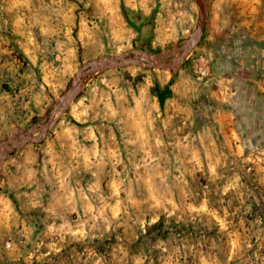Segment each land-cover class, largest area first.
Segmentation results:
<instances>
[{
    "label": "rangeland",
    "instance_id": "374dc122",
    "mask_svg": "<svg viewBox=\"0 0 264 264\" xmlns=\"http://www.w3.org/2000/svg\"><path fill=\"white\" fill-rule=\"evenodd\" d=\"M211 2L179 68L95 71L20 147L32 169L0 186V264H264V34L249 1ZM197 20L195 0H0V144L46 120L84 62L170 51Z\"/></svg>",
    "mask_w": 264,
    "mask_h": 264
},
{
    "label": "water",
    "instance_id": "95a60500",
    "mask_svg": "<svg viewBox=\"0 0 264 264\" xmlns=\"http://www.w3.org/2000/svg\"><path fill=\"white\" fill-rule=\"evenodd\" d=\"M197 5L198 20L196 27L189 37L180 45L164 53H154L143 47H132L116 54H105L82 64L72 80L69 88L59 99L52 104L46 120H40L38 124L28 123L24 128L16 127L15 132L3 139L0 144V167L5 159V148L12 142V146L20 147L28 140L39 142L55 125L69 103L76 97L78 88L83 79L88 78L95 71H104L114 66H121L131 62L144 63L147 67L160 66L168 68V59L173 61L174 70L179 68L187 54L198 44L207 23V12L203 0H195ZM40 134L36 135V131Z\"/></svg>",
    "mask_w": 264,
    "mask_h": 264
},
{
    "label": "crops",
    "instance_id": "0c3cea01",
    "mask_svg": "<svg viewBox=\"0 0 264 264\" xmlns=\"http://www.w3.org/2000/svg\"><path fill=\"white\" fill-rule=\"evenodd\" d=\"M233 1L234 0H231V2ZM243 1L244 2L249 1L250 3V4L248 3L247 5H244L245 9L243 10L244 11L243 13H245V15H244L243 21L244 22L254 21L256 26H259L262 29L260 30L262 34H264V0H262V2H260L259 4L257 3L251 4L252 0H243ZM211 3L216 4L218 9L223 10V11L232 9L231 7H228L229 5L227 4V0H212ZM216 13L220 15L219 12H216ZM212 36L215 37L213 33H212ZM261 62H262L261 59L258 58L254 63L260 66ZM22 150L23 149H20L17 152H15L12 156L8 157L3 163V168L1 171V175H0V186L6 182L9 183V185L12 186L13 188L14 186L16 187V183L18 185H22L23 182L26 181L27 176L31 174L32 164L31 163L26 164V161L28 160H25L19 156ZM28 162H32V159H29ZM28 165H30V167H28ZM6 200L7 199L5 198V196L0 195V216H3V218L0 219V224L5 223V220H2L5 218V215H3V213H6V215L8 214L4 209V207L7 206V204L5 203L9 202V200L7 201Z\"/></svg>",
    "mask_w": 264,
    "mask_h": 264
},
{
    "label": "built area",
    "instance_id": "2783aa9c",
    "mask_svg": "<svg viewBox=\"0 0 264 264\" xmlns=\"http://www.w3.org/2000/svg\"><path fill=\"white\" fill-rule=\"evenodd\" d=\"M192 66L199 80L208 79L212 74L210 58L203 53L196 54L192 58Z\"/></svg>",
    "mask_w": 264,
    "mask_h": 264
},
{
    "label": "bare ground",
    "instance_id": "6f19581e",
    "mask_svg": "<svg viewBox=\"0 0 264 264\" xmlns=\"http://www.w3.org/2000/svg\"><path fill=\"white\" fill-rule=\"evenodd\" d=\"M203 2H204V0H203ZM83 81V80H82ZM82 81H81V83H82ZM81 83H80V85H81Z\"/></svg>",
    "mask_w": 264,
    "mask_h": 264
}]
</instances>
